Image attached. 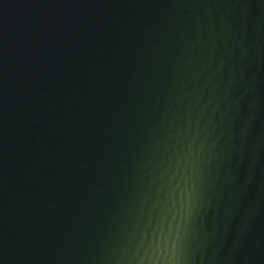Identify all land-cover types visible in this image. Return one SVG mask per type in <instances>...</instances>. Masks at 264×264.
<instances>
[{"label":"water","instance_id":"obj_1","mask_svg":"<svg viewBox=\"0 0 264 264\" xmlns=\"http://www.w3.org/2000/svg\"><path fill=\"white\" fill-rule=\"evenodd\" d=\"M0 264H264V0H0Z\"/></svg>","mask_w":264,"mask_h":264}]
</instances>
